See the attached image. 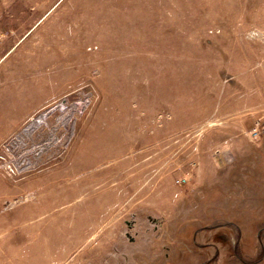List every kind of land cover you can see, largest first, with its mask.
<instances>
[{"label": "rangeland", "instance_id": "obj_1", "mask_svg": "<svg viewBox=\"0 0 264 264\" xmlns=\"http://www.w3.org/2000/svg\"><path fill=\"white\" fill-rule=\"evenodd\" d=\"M0 264H264V0H0Z\"/></svg>", "mask_w": 264, "mask_h": 264}]
</instances>
